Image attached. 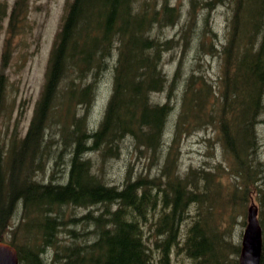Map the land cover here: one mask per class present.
Masks as SVG:
<instances>
[{"label":"trees","instance_id":"1","mask_svg":"<svg viewBox=\"0 0 264 264\" xmlns=\"http://www.w3.org/2000/svg\"><path fill=\"white\" fill-rule=\"evenodd\" d=\"M24 3L16 0L12 18ZM196 3L190 0L182 33L192 30ZM203 5L228 10L220 48L208 44L221 71L213 80L202 70L185 76L158 174L132 178L128 167L122 183L114 185L106 180L105 164L121 154L126 141L132 154L162 155L180 69L176 66L171 79L164 73L162 57L173 40L159 35V27L178 23L180 12L169 0L66 1L30 122L18 140L0 137V240L14 246L18 264H174L172 257L181 253L188 264H238L240 245L230 242V227L215 223L224 203L238 198L241 209L253 200L258 207L264 264V154L258 130L264 122V0H204ZM200 17L206 25L207 17ZM6 55L5 50L2 58ZM106 69L111 92L98 124L88 128L95 83ZM162 92L167 100L154 101ZM4 99L0 72V113ZM189 128L210 129L226 158L225 168L217 167L230 173L229 184L211 167L179 173L173 147L179 132ZM63 152V181H54L57 170L45 180L49 161ZM75 207L88 210L74 216ZM61 232L66 241H60Z\"/></svg>","mask_w":264,"mask_h":264},{"label":"rangeland","instance_id":"2","mask_svg":"<svg viewBox=\"0 0 264 264\" xmlns=\"http://www.w3.org/2000/svg\"><path fill=\"white\" fill-rule=\"evenodd\" d=\"M67 0H25L19 14L12 18L16 0H0V72L5 79V99L0 113V137L3 142L14 135L15 140L20 138L30 122L36 102L40 96L44 76L47 68L48 56L52 47L55 34L60 26L61 17ZM180 12V20L174 25L159 27V35L173 40L172 48L166 50L162 57V69L171 79L176 66L179 65V74L171 92L172 112L169 117L168 127L164 136V148L160 157L150 159L145 152L136 151L132 154L128 141L123 144L121 154L111 158L105 164L106 180L110 184L120 185L123 177L130 167L131 177H153L158 174L162 165L163 156L171 142L173 127L179 111L182 84L185 76L190 71L202 70V74L214 79L221 71L220 58L213 50L208 49L212 43L215 50L225 37L226 19L228 10L218 5L212 9H206L204 0H197L194 8L192 30L181 32V25L188 16L190 0H169ZM201 15L207 17L208 23L203 26ZM206 29H209L206 30ZM204 33L202 41L197 42L196 36ZM6 50V57L2 56ZM111 70L107 69L95 83V96L87 110L88 128L98 124L111 92ZM153 100L163 103L167 100L166 92L154 94ZM80 109V108H79ZM260 136V152L264 154V122L258 124ZM177 142L173 147V157L176 158V167L180 174H184L189 168L211 167L215 177L229 184L231 175L223 169L226 166V158L222 155L218 141L212 137L210 129L189 128L180 131ZM207 138H210L208 140ZM56 151V150H55ZM57 152V151H56ZM62 154V155H61ZM53 155L45 169V180L48 174L57 170L55 182L61 183L66 174V152ZM96 163V153L90 154ZM54 159L58 164H53ZM52 163V168L51 164ZM223 165L224 168L217 167ZM172 170L174 167L172 166ZM225 192V188L221 187ZM212 194V193H211ZM221 200H226V194H219ZM254 203L255 200H253ZM239 198L234 202L224 203L221 218H216L215 223L219 228L230 227V242L239 244L246 222V213L249 206L240 208ZM256 205V204H255ZM88 209L75 207L70 214L80 216ZM13 216V222L18 218ZM233 216L234 222H231ZM188 218L184 226L189 224ZM60 241H66V234L61 232ZM181 252V251H180ZM237 257V256H236ZM174 264H188L184 254L172 257Z\"/></svg>","mask_w":264,"mask_h":264},{"label":"water","instance_id":"3","mask_svg":"<svg viewBox=\"0 0 264 264\" xmlns=\"http://www.w3.org/2000/svg\"><path fill=\"white\" fill-rule=\"evenodd\" d=\"M257 207L247 209L246 224L241 237L238 264H260L262 231L257 217ZM0 264H18L15 248L0 241Z\"/></svg>","mask_w":264,"mask_h":264}]
</instances>
